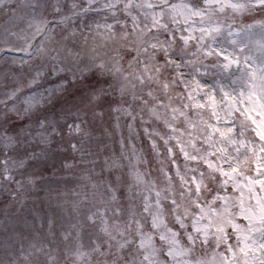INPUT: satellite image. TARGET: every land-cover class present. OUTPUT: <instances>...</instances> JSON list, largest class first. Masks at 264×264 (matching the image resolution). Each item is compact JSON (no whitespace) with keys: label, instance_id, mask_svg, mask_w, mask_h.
<instances>
[{"label":"snow or ice","instance_id":"6c2138e0","mask_svg":"<svg viewBox=\"0 0 264 264\" xmlns=\"http://www.w3.org/2000/svg\"><path fill=\"white\" fill-rule=\"evenodd\" d=\"M0 14V264H264V0Z\"/></svg>","mask_w":264,"mask_h":264},{"label":"rangeland","instance_id":"374dc122","mask_svg":"<svg viewBox=\"0 0 264 264\" xmlns=\"http://www.w3.org/2000/svg\"><path fill=\"white\" fill-rule=\"evenodd\" d=\"M97 18H98V17H97ZM3 21H4V16H3L2 14H0V24H2ZM0 90H2V89H0ZM117 147H118V145H117Z\"/></svg>","mask_w":264,"mask_h":264}]
</instances>
